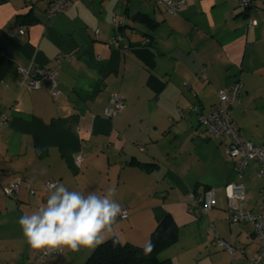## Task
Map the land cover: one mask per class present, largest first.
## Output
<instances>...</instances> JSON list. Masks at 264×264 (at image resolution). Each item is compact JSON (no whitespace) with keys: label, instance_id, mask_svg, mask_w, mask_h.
Listing matches in <instances>:
<instances>
[{"label":"crops","instance_id":"obj_1","mask_svg":"<svg viewBox=\"0 0 264 264\" xmlns=\"http://www.w3.org/2000/svg\"><path fill=\"white\" fill-rule=\"evenodd\" d=\"M47 1L0 0V112L9 114L0 129V264H76L92 252L65 248L36 262L39 250L27 244L18 220L46 201L48 178L101 195L115 188L129 213L115 226L121 243L145 246L157 223L171 216L177 237L160 260L250 264L259 240L251 224L228 220L225 186L242 184L244 207L257 211L263 179L254 163L236 177L221 139L203 129L191 106L206 114L218 90L239 80L231 119L242 139L264 145L260 11L244 13L235 0H187L178 15L154 0H76L49 18ZM26 16L33 21L24 22ZM115 17L123 26L114 27ZM248 17L258 25L249 28ZM16 25L25 26L23 35L11 34ZM113 37L118 42L111 44ZM31 65L56 71L57 93L46 82L35 90L17 86V68ZM112 93L124 97L125 107L107 118ZM12 183L16 193L2 194ZM208 189L216 204L189 211V194ZM219 238L243 253L231 258ZM177 245L182 251L166 253Z\"/></svg>","mask_w":264,"mask_h":264},{"label":"built area","instance_id":"obj_2","mask_svg":"<svg viewBox=\"0 0 264 264\" xmlns=\"http://www.w3.org/2000/svg\"><path fill=\"white\" fill-rule=\"evenodd\" d=\"M26 3H31L32 0H24ZM76 0H48L46 5V15L50 18L55 16L68 5ZM157 4L164 7L170 14L178 15L180 11L186 6L187 0H154ZM237 6L244 12L249 10H259L260 20L262 22V36L264 38V0H259L258 6L255 5V0H235ZM124 20L118 17L113 19L114 27L123 26ZM258 25V19L248 17L247 26L253 28ZM25 33L24 25H16L12 28L11 34ZM98 30L95 31L97 36ZM118 40L113 37L109 43H117ZM126 50L127 47L123 45ZM18 78L16 84L18 87H23L28 90H35L42 87L43 83L49 84L51 91L58 92L57 89V74L52 68H42L29 66L28 68H17ZM242 90V83L239 80L233 82L229 88L219 89L217 92V102L211 110L206 114L198 112V106H191V111L198 114L199 124L203 129L212 136L219 137L224 147L225 155L233 162V170L237 178H241L243 170L249 164H256V175L263 179V186L261 189V200L259 210L253 211L244 207L246 191L242 184L230 182L225 186V195L227 199L226 213L227 218L231 223H249L253 226L254 234L258 237L259 247L257 252L250 257V264H261L264 261V145L255 144L250 140H244L239 134V128L233 122L230 116L232 106L238 102L239 95ZM110 104L105 109V116L112 118L119 114L125 107V99L120 93H112L110 95ZM9 121V114L7 111L0 112V129L7 126ZM82 159L78 155L76 162L79 163ZM55 178H48L42 185L45 190H48L49 183H56ZM18 189L17 183H12L2 188V194L12 196ZM31 193L35 190L31 189ZM216 204V199L213 189L206 190L203 194L197 195L189 194L187 208L189 211H194V207L200 208L202 213L207 212ZM123 208V217L119 220H125L129 217L127 208ZM212 231L215 228L211 226ZM217 245L224 249L232 258L236 253L242 252L235 245L226 242L223 239H217ZM63 250H56L47 252L39 250L36 255V262H41L52 258L55 255H60Z\"/></svg>","mask_w":264,"mask_h":264},{"label":"clouds","instance_id":"obj_3","mask_svg":"<svg viewBox=\"0 0 264 264\" xmlns=\"http://www.w3.org/2000/svg\"><path fill=\"white\" fill-rule=\"evenodd\" d=\"M49 195L30 214L21 216L18 224L27 244L34 250L52 252L68 249H95L108 235L118 243L116 225L123 208L115 200L116 189L101 195L97 191L70 190L62 183H49ZM155 245L149 240L143 246L145 255Z\"/></svg>","mask_w":264,"mask_h":264},{"label":"trees","instance_id":"obj_4","mask_svg":"<svg viewBox=\"0 0 264 264\" xmlns=\"http://www.w3.org/2000/svg\"><path fill=\"white\" fill-rule=\"evenodd\" d=\"M23 21L30 23L33 18L26 16ZM176 237L177 227L172 217L167 215L157 223L150 235L149 240L155 245L150 254L145 255L143 247L130 243L119 241L114 244L112 237L93 249L81 264H170L169 260H160L158 254L173 243Z\"/></svg>","mask_w":264,"mask_h":264},{"label":"rangeland","instance_id":"obj_5","mask_svg":"<svg viewBox=\"0 0 264 264\" xmlns=\"http://www.w3.org/2000/svg\"><path fill=\"white\" fill-rule=\"evenodd\" d=\"M177 246H179V247H174L173 249H168V251L166 252L167 254H168V252L170 251L171 253H175V252H179L180 250L182 251V249L180 248L181 247V245H177ZM88 250V253L90 252V251H92L93 249H87ZM166 253H161L160 255H159V257L160 258H163V257H166ZM184 254H183V257H187V258H189V257H191V253H189V254H187V252H183ZM56 256V255H55ZM55 256H53V257H55ZM86 257L87 256H82L79 260H77L78 262H75L76 264H81L85 259H86ZM187 258H181V259H187Z\"/></svg>","mask_w":264,"mask_h":264}]
</instances>
